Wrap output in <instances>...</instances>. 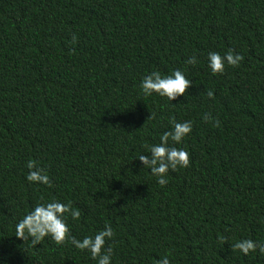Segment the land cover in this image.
Segmentation results:
<instances>
[{
	"label": "trees",
	"instance_id": "trees-1",
	"mask_svg": "<svg viewBox=\"0 0 264 264\" xmlns=\"http://www.w3.org/2000/svg\"><path fill=\"white\" fill-rule=\"evenodd\" d=\"M229 49L243 61L213 74L208 54ZM177 69L185 95L143 94ZM173 117L192 122L169 141L190 164L160 186L137 158ZM30 159L51 187L26 179ZM53 199L81 211L69 237L113 228L111 264H264L231 250L264 244V0H0V264H97L70 239L15 236Z\"/></svg>",
	"mask_w": 264,
	"mask_h": 264
},
{
	"label": "clouds",
	"instance_id": "clouds-1",
	"mask_svg": "<svg viewBox=\"0 0 264 264\" xmlns=\"http://www.w3.org/2000/svg\"><path fill=\"white\" fill-rule=\"evenodd\" d=\"M72 39L76 40L75 35ZM243 59L242 55L234 53L231 49L223 56L217 52L208 54L209 68L213 74H222L226 65L238 67ZM197 62V58L192 56L187 59L186 64L195 65ZM191 84L192 81L177 69L171 75L164 76L159 71H153L144 77L140 87L145 96L156 93L172 101L178 96L185 95ZM207 96L212 98L213 92L209 90ZM148 118H152L151 115ZM202 119L205 123L211 121L214 127L220 126L219 120L208 113ZM171 124V130L164 132L160 137V142L150 147V154L140 155L137 158L143 167L150 169L151 174L158 178L157 183L160 186H165L168 183L166 176L169 170L187 168L190 164L189 153L183 148L170 146L169 141L171 140L173 144L181 143L184 137L192 131V122H176L173 117ZM27 168L29 172L26 179L29 182L52 186L48 174L37 165L36 161L30 159L27 162ZM40 199L43 201L44 198ZM69 215L73 220H79L81 217V211L73 208L71 202L62 203L53 199L49 202L38 203L16 224L15 236L22 241L30 239L33 246L38 245L45 237H51L57 245L64 244L70 239L75 248L82 251L87 250L91 258L97 261V264H111L113 248H105V244L107 240L115 236L113 228L106 224L104 229L94 236H85L82 240H77L75 237H69V228L65 219ZM220 239L222 243L227 242L225 237ZM257 249L261 254H264V244H258L252 239H241L231 245V250H239L244 255L255 252ZM156 264H170V261L166 255L157 260Z\"/></svg>",
	"mask_w": 264,
	"mask_h": 264
}]
</instances>
